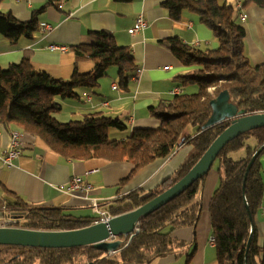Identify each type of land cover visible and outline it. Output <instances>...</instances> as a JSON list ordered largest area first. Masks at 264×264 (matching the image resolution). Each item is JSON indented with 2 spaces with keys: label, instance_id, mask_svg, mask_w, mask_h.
I'll return each mask as SVG.
<instances>
[{
  "label": "trees",
  "instance_id": "obj_1",
  "mask_svg": "<svg viewBox=\"0 0 264 264\" xmlns=\"http://www.w3.org/2000/svg\"><path fill=\"white\" fill-rule=\"evenodd\" d=\"M50 2L39 12L50 6ZM249 4L264 9V0H243V6ZM161 6L175 22L186 15L196 16L198 22L211 31L218 47L200 50L178 38L159 41V45L182 66L195 68L192 73L178 77V86L183 88L191 84L196 92L183 90L150 107V116L158 121L156 129L130 131L120 119L100 112L86 114L81 120L68 123H60L54 118L61 110L58 100L77 99L78 89L90 91L98 88L99 80L112 66L117 68L118 89L127 90L137 66L131 50L118 47L113 36L106 31L90 32L82 44L71 48L76 62L69 79H55L47 73L35 71L27 57L17 65L0 69L2 128L18 130L39 139L62 160L103 159L129 163L132 170L118 183L119 188L138 170L170 157L181 146H192V155L171 177L149 192L135 190L113 202L106 209L109 217L131 212L152 200L195 165L212 141L229 125L227 121L201 130L211 113L209 103L219 93L227 91L229 102L244 115L264 113V62L252 65L248 60L243 48L245 31L233 8L220 6L217 0H164ZM38 29L37 17L20 22L12 14L0 11V36L11 44L21 38L32 40ZM84 60L92 62L93 69L80 74L77 63ZM188 128L195 129V133L185 135ZM112 133H123L124 138L112 139ZM263 145L264 128L250 131L229 142L212 165L216 168L218 181L208 214L216 264H264V234L259 243L254 224L264 192V164L260 159L264 150L247 173L242 189L249 160ZM206 176L142 219L139 233L113 256L92 247L46 250L1 246L0 264H151L175 255L184 243L172 239L171 233L182 228H196ZM6 208L9 214L5 225L16 228L76 230L99 221V217L76 216L62 207L31 206L17 196H12V202L6 204Z\"/></svg>",
  "mask_w": 264,
  "mask_h": 264
},
{
  "label": "crops",
  "instance_id": "obj_2",
  "mask_svg": "<svg viewBox=\"0 0 264 264\" xmlns=\"http://www.w3.org/2000/svg\"><path fill=\"white\" fill-rule=\"evenodd\" d=\"M48 1L0 0V11L12 14L18 21L28 22L34 16L40 26H51V30L45 32L38 29L32 40L21 38L15 44L0 36V69L17 65L27 57L35 71L47 73L55 79H69L76 62L71 48L82 44L90 32L106 31L113 36L118 47L131 50L134 63L141 71L138 78L130 80L127 90L118 89V78L112 79L108 85H104L101 78L99 93L95 96L83 89L82 93L77 91V99L58 100L61 110L54 118L60 123L81 120L86 114L100 112L111 118V114L122 117L121 121L130 131L156 129L158 121L150 116V107L183 90L196 92L194 86H178V77L192 73L195 68L182 66L159 45V41L178 38L200 50H215L218 47L211 31L199 23L196 16L186 15L178 22L171 20L161 6L164 0H131L130 3L114 0H51V5L39 12ZM217 3L232 7L237 13L245 31L244 53L252 65L262 64L264 9L253 4L243 6V0H217ZM242 14L247 17L245 21L239 20ZM138 19L146 25L131 36L128 30L134 27ZM51 45L65 47L66 50H51ZM92 69L93 63L88 60L77 63L80 74L89 73ZM108 89L117 91V94L108 98ZM10 131L2 128L0 155L9 147ZM18 132L22 136L19 156L11 161L9 167L0 166V226L7 222L9 212L6 204L12 202V196L20 197L31 206L62 207L76 216H96L91 209L93 201L106 212L110 204L130 192H149L171 177L193 153L192 146H181L170 157L138 170L119 188L118 183L127 178L132 170L129 163L103 159L81 162L62 160L39 139ZM194 133L193 128L185 131L187 136ZM111 138L121 140L124 135L112 133ZM262 156L261 161L264 160ZM216 176L208 173L205 178L202 212L196 228H182L171 233V238L184 243V247L177 254L151 264H216L214 245L209 241L212 234L208 214L218 179ZM74 177H80L91 188L83 194L68 193L67 185ZM254 224L261 243L264 234V192Z\"/></svg>",
  "mask_w": 264,
  "mask_h": 264
},
{
  "label": "water",
  "instance_id": "obj_3",
  "mask_svg": "<svg viewBox=\"0 0 264 264\" xmlns=\"http://www.w3.org/2000/svg\"><path fill=\"white\" fill-rule=\"evenodd\" d=\"M209 106L211 113L207 121L201 126V130H206L227 121L229 125L212 141L187 174L169 189L131 212L110 217L106 223L95 222L76 230L40 231L7 225L0 226V247L10 246L46 250L92 247L109 257L117 254L139 233L142 219L181 195L196 181L204 178L210 172L219 153L229 142L245 133L264 128V113L244 115L242 110L229 102L227 91L219 93L210 101ZM263 150L264 145L259 147L249 160L243 179V190L247 173ZM251 238L252 233L247 243L245 257Z\"/></svg>",
  "mask_w": 264,
  "mask_h": 264
},
{
  "label": "built area",
  "instance_id": "obj_4",
  "mask_svg": "<svg viewBox=\"0 0 264 264\" xmlns=\"http://www.w3.org/2000/svg\"><path fill=\"white\" fill-rule=\"evenodd\" d=\"M61 8V6H58ZM246 15L242 14L239 15V20L245 21ZM145 23L138 19L134 25L133 28L128 30V34L133 36L136 33L139 32L142 28L145 27ZM40 30L42 32L51 30V26L48 24H41ZM51 50H60L65 51V47L57 46V45H51ZM141 71L140 69H136L133 77L131 78L132 81H134L138 76L140 75ZM117 88V86H116ZM115 88V89H116ZM2 126L0 125V147L2 143ZM22 147V136L18 131H10V143L7 150L3 151V153L0 155V166L9 167L12 160L16 159L19 154ZM91 188L90 185L85 184L80 177H74L72 178L68 185H67V192L70 194H83L86 193ZM91 209L94 214H96L97 217H99L98 222L106 223L107 220L110 218L107 213L104 210L99 209V206L95 203V201L92 202ZM210 243L214 245V238L211 236L209 239Z\"/></svg>",
  "mask_w": 264,
  "mask_h": 264
},
{
  "label": "rangeland",
  "instance_id": "obj_5",
  "mask_svg": "<svg viewBox=\"0 0 264 264\" xmlns=\"http://www.w3.org/2000/svg\"><path fill=\"white\" fill-rule=\"evenodd\" d=\"M103 79V83H104V85H108L109 83H110V81H112V79H114V80H117V68L115 67V66H112V67H110V68H108L107 69V71H106V76L105 77H103L102 78ZM115 82V81H114ZM187 86H192L191 84H188ZM193 87V86H192ZM100 88V87H99ZM99 88H95V89H92V90H90V91H88L89 93H90V95L92 96H95V94H98L99 93ZM78 92H80V93H82L83 92V89H78L77 90ZM189 91V90H188ZM188 91H186V92H188ZM117 94V91H112V90H109L108 89V91H107V96H108V98H111V97H113V96H115ZM109 111H111V110H109ZM113 117V119H115V118H117L116 117V115H114V114H111ZM118 118L120 119V120H123V118L122 117H120V116H118ZM75 119H77V118H75ZM264 156H262V158H263ZM262 161H263V164H264V160L262 159ZM210 175H217L216 174V168L215 167H213L211 170H210ZM216 178H218L217 176H216ZM218 181V180H217ZM217 181H216V184H215V187H216V185H217ZM201 212H202V209H201ZM5 223H7V222H5Z\"/></svg>",
  "mask_w": 264,
  "mask_h": 264
}]
</instances>
